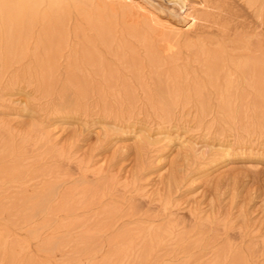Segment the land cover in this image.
I'll return each instance as SVG.
<instances>
[{"label": "bare ground", "instance_id": "bare-ground-1", "mask_svg": "<svg viewBox=\"0 0 264 264\" xmlns=\"http://www.w3.org/2000/svg\"><path fill=\"white\" fill-rule=\"evenodd\" d=\"M247 10L254 24L239 22ZM263 26L264 0H0V106L22 88L44 119L25 130L0 120V225L5 213L11 220L37 211L49 231L31 230L35 250L0 231V264H168L183 233L167 213L169 196L146 212L138 180H90V161L50 144L45 119L73 113L184 127L251 158L264 149ZM31 185L34 197L25 193ZM12 188L16 197H7ZM193 215L198 235L212 236L187 242L175 254L187 260L177 264L251 263L230 240L216 246L229 221ZM250 251L264 255V242Z\"/></svg>", "mask_w": 264, "mask_h": 264}, {"label": "rangeland", "instance_id": "rangeland-1", "mask_svg": "<svg viewBox=\"0 0 264 264\" xmlns=\"http://www.w3.org/2000/svg\"><path fill=\"white\" fill-rule=\"evenodd\" d=\"M244 15V18L238 19L239 22L245 21L254 24V19L248 10L244 12ZM163 18L166 17L163 16ZM262 32L264 34V26ZM28 94L29 92L22 88L14 90L9 96L11 103L6 102L5 106H0V120H5L14 128L22 130L30 129L34 123L38 124L44 120L39 118L36 108L28 99ZM146 126L148 124L144 120L135 123V125H129L115 122V119L110 117L100 116L92 119L67 113V115L59 114L46 118L43 127L45 133H43L51 139L50 144L71 149L78 160L90 161L92 173H96L90 177V180L93 179L94 182L109 177H116L118 180L126 182L132 181V179L138 180V194L144 195L139 201L142 210L155 212L159 206L157 198L169 196L171 204L167 213L169 212L168 215L172 214V217L183 222L180 227L183 233L178 237L179 244L175 249L176 252L173 251L167 257L168 260L166 258V263L177 264L186 261L183 254L177 258L175 254L187 242L199 240V243L205 244L210 240L212 231L205 232L203 236L198 235L199 228L196 225L198 222L193 215L198 212L202 217H211L217 213L220 220L224 219L230 222L231 229L221 235L216 246L230 240L234 246L236 245L235 247L238 246L237 248L248 263L264 264V255L249 252V247L256 246L259 250L264 242V149L263 151L262 149L257 150L258 152L251 158L240 154L234 155L239 151L236 149L237 146L232 147L231 145L233 150L227 149L220 143L222 141L214 137L200 135L197 132H188L184 127L176 131L174 128L171 130L155 127L150 129L148 126L146 132ZM183 130L186 132L184 133ZM171 138L172 145L169 150L164 151L165 142ZM211 148L213 150H210ZM224 148L226 149L224 150ZM209 150L210 154H208ZM241 152L239 151V153ZM223 153L224 156H222ZM71 169L72 172H75L74 166H71ZM76 180L77 176L73 182ZM32 185L27 187L25 193L34 197L36 196L33 195L34 189L38 188V185ZM1 186L2 184L0 191L3 188ZM131 190L134 191L133 188ZM5 195L14 198L17 195V190L12 188ZM29 213L31 214L28 215ZM29 213L27 214L28 218L24 215L27 218L26 222L22 220L23 215L22 218L14 217L10 220L8 219L9 214L5 213V216H1L3 218L1 222L4 223L0 225V231L7 228L14 237L21 238L22 236L23 239L34 242L32 247L34 249L35 246L36 249L39 236L35 237L31 230L35 229L33 232L36 231L39 235L42 231H46L43 235L49 231L48 227L43 225L44 214L37 215V211H29ZM168 215L161 216L156 219V222H164ZM31 222L33 224H30ZM40 227H44L43 230L41 228V232L39 231ZM114 233L116 232H110L104 237L108 238ZM201 237L202 239H200ZM199 253L200 249H195V257H199ZM48 255L52 256L53 254L48 253ZM62 256L63 254L58 255V259L61 260Z\"/></svg>", "mask_w": 264, "mask_h": 264}]
</instances>
